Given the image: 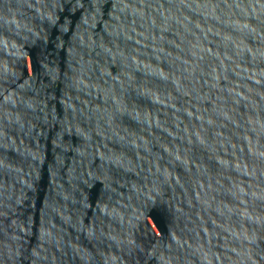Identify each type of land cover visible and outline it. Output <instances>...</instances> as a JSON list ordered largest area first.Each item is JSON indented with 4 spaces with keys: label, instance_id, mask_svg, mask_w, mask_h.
<instances>
[{
    "label": "water",
    "instance_id": "1",
    "mask_svg": "<svg viewBox=\"0 0 264 264\" xmlns=\"http://www.w3.org/2000/svg\"><path fill=\"white\" fill-rule=\"evenodd\" d=\"M0 264H264V0H0Z\"/></svg>",
    "mask_w": 264,
    "mask_h": 264
}]
</instances>
